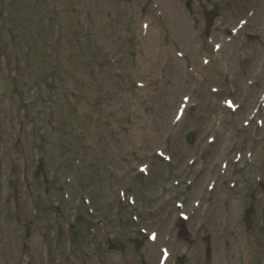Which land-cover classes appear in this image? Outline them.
Instances as JSON below:
<instances>
[{
    "label": "rangeland",
    "instance_id": "obj_1",
    "mask_svg": "<svg viewBox=\"0 0 264 264\" xmlns=\"http://www.w3.org/2000/svg\"><path fill=\"white\" fill-rule=\"evenodd\" d=\"M165 1L178 8L170 9V14L179 17V20L171 17L172 25L183 16L178 35L186 38V42L181 41L189 46L191 56L198 55L201 47L204 52L213 50L204 35L206 7L221 10L213 37L216 44L233 39L230 53L244 29L234 38L227 36V32L240 21L251 22L244 18L242 10L235 14L227 10L232 0H193L195 16L191 19L186 9L188 0ZM238 2L246 12L256 10L253 25L264 26V0ZM154 3V0H0V264H122L117 253H106L108 236L114 244L125 243L135 252L137 260L140 258L133 230L116 219V209L111 234L101 236L100 226L98 238L89 236V219L93 217L87 212L86 199L89 201L91 197L100 211L107 199L116 197L117 188L130 182L131 173L141 165H150L156 148H173L172 152L182 148L180 154L174 153L173 165L158 166L160 170L169 169L166 173L171 178L181 177L180 169L185 164L181 157H189L193 149L183 148L187 144L183 124L178 125L181 130H177L176 137L173 135L179 139L172 146L168 135L174 132L170 131L171 124L180 99L193 84L194 76L186 74L185 64L189 63V67L193 64L195 73L207 81L206 89H210L220 87L222 78L218 69L223 63L217 57L209 66L205 65L202 50L195 62L190 54L187 61L177 59V52L185 54V51L180 41L174 39L164 16L155 11ZM57 6L62 9L61 16L55 14ZM145 25L151 30L147 35L143 32L146 28L142 29ZM153 33L151 46L155 50L150 51L143 42H149ZM262 37L264 40V34ZM156 38L167 41V48L173 49V53L167 56L160 50ZM251 46L261 45L252 42ZM147 51L153 52L151 58L146 57L150 69L141 75L143 53ZM253 69L264 73V57L253 64ZM137 83L147 87L137 89ZM257 85L259 93L264 90V82ZM204 92L197 100L204 97L206 100ZM209 97L220 101L228 98ZM246 113H241L240 123ZM213 118L207 115L198 123L200 132L211 129ZM231 128L224 133L223 138H227L224 146L229 144L228 138H236ZM91 169L99 178L89 179ZM110 169L122 175L125 182H113ZM155 169L149 167V172L155 175ZM245 202L240 197L236 202L237 216ZM237 219L234 217L233 228H239L240 233L227 242L232 253L225 251V256L233 257L228 264H249L252 251L258 254L261 245L256 242L253 250H245V233ZM227 245H223L216 262L227 264L223 255ZM154 254L157 255L156 248ZM154 261L150 257V262ZM253 264H264V249Z\"/></svg>",
    "mask_w": 264,
    "mask_h": 264
},
{
    "label": "bare ground",
    "instance_id": "obj_2",
    "mask_svg": "<svg viewBox=\"0 0 264 264\" xmlns=\"http://www.w3.org/2000/svg\"><path fill=\"white\" fill-rule=\"evenodd\" d=\"M171 17H172V19H177V20H179V17H178L177 15L170 14V16H169V21H173V20L171 19ZM181 22H182V20H181ZM23 258H24V257H22L21 260H23ZM24 261H26V260H24Z\"/></svg>",
    "mask_w": 264,
    "mask_h": 264
}]
</instances>
